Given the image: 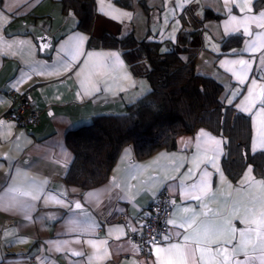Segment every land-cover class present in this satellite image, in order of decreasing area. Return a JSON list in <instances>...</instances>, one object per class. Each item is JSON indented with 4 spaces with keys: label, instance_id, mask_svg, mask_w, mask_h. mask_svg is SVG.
<instances>
[{
    "label": "crops",
    "instance_id": "obj_1",
    "mask_svg": "<svg viewBox=\"0 0 264 264\" xmlns=\"http://www.w3.org/2000/svg\"><path fill=\"white\" fill-rule=\"evenodd\" d=\"M255 1L147 0V11L141 0H131L130 8L94 0L88 31L78 27L79 16L64 9L61 0H0V264H262L257 233L262 231L264 177L248 164L233 180L223 166L224 137L206 127L180 135L176 148L146 158L125 146L99 186L85 189L65 181L74 159L68 132L95 115L126 112L151 89L121 50L91 47L90 37L133 30L136 39L169 48L187 7L194 9L190 28L204 9L221 15L202 22L197 67L221 84L225 104L250 116L251 153L264 151V20L259 16L264 6L256 11ZM235 33L244 37L242 46L225 52L222 41ZM240 60L249 62L246 74L234 63ZM25 92L38 106L50 105L53 114L44 113L31 127L5 117L13 94ZM202 183L204 191H193ZM163 190L174 204L171 219L191 216L195 223L185 228L169 224V239L146 255L117 217L126 211L133 227L140 226L135 219ZM205 225L235 229V238L228 243L229 236L222 234L214 237L218 243L197 244ZM241 231L248 243L234 254ZM185 235L192 239L185 241ZM185 248L204 251L186 257Z\"/></svg>",
    "mask_w": 264,
    "mask_h": 264
},
{
    "label": "trees",
    "instance_id": "obj_2",
    "mask_svg": "<svg viewBox=\"0 0 264 264\" xmlns=\"http://www.w3.org/2000/svg\"><path fill=\"white\" fill-rule=\"evenodd\" d=\"M64 9L72 8L79 16V28L90 31L94 0H61ZM124 7H132L131 0H115ZM141 3L148 11L147 0ZM254 9L260 10L264 0H256ZM192 7L181 13L183 26L175 44L164 48L162 43L136 39L133 30L123 36L104 32L91 36V47L118 48L139 76L148 78L151 89L129 104L119 114H98L92 121L67 134V144L74 153L73 162L65 176L67 184L89 189L105 183L121 150L132 146L138 158H146L162 149H174L182 134L206 127L224 137L223 166L226 173L237 180L248 164L258 176L264 177V151H250V116L220 99L222 86L197 67V55L202 48L196 38L206 19L221 15L204 9L202 18L190 28ZM244 37L231 34L222 41L225 52L240 48ZM234 53V52H233Z\"/></svg>",
    "mask_w": 264,
    "mask_h": 264
},
{
    "label": "built area",
    "instance_id": "obj_3",
    "mask_svg": "<svg viewBox=\"0 0 264 264\" xmlns=\"http://www.w3.org/2000/svg\"><path fill=\"white\" fill-rule=\"evenodd\" d=\"M44 113L50 116L53 114L50 105L38 106L28 92L14 93L5 117L15 121L20 126L31 127L39 123L40 117ZM173 210L174 204L171 195L163 190L149 205L147 213L143 217L135 219L136 222L140 223V226L133 227L134 220L126 211L120 212L117 219L128 227L129 240L138 245L144 254L148 255L156 245L165 240L163 237L169 229L167 221L171 219Z\"/></svg>",
    "mask_w": 264,
    "mask_h": 264
},
{
    "label": "snow or ice",
    "instance_id": "obj_4",
    "mask_svg": "<svg viewBox=\"0 0 264 264\" xmlns=\"http://www.w3.org/2000/svg\"><path fill=\"white\" fill-rule=\"evenodd\" d=\"M228 0H225V3L227 4ZM127 15V14H125ZM260 16V19L264 20V12L260 13L259 14ZM252 19H255V18H252ZM261 26H264V25H261ZM252 47H255V45H252ZM261 64H264V60H261L260 61ZM234 63H238L240 65L243 66L242 68V72L244 74L247 73V69H248V65H249V62L248 61H244V60H240V61H236ZM240 80L241 82H243V75L240 76ZM203 135V133H202ZM262 136H264V132L261 133ZM217 145L220 143L219 141H216ZM249 171H251V169H249ZM205 175H207L205 173ZM206 188V184H201V185H193V191L199 189L200 191H204ZM25 195H27V193H25ZM197 199H199V197H195ZM76 207L79 208L80 205L77 203L76 204ZM184 211H188V209H184ZM168 224L172 225L173 227H176V228H185L186 226L187 227H191L193 225V223H195V220H194V217H185V218H182L179 222L176 220V219H171V220H168L167 221ZM260 227L262 229V231L258 232L257 233V239L258 241H260V243L257 245V247H259L260 251L262 253H264V215H262L261 217V220H260ZM175 235H179L178 233H174ZM222 234H227L229 236V240L226 241L228 243H231V239L235 238V234H236V230L235 229H231V228H228V229H225L223 227H208V226H204V236L200 237L199 239L196 240V243L199 244V243H202V242H205V240H213V242H217L214 237L216 236H219V235H222ZM239 242L237 245L234 246V254H238L239 252H242L245 250L246 248V245L248 243V239H247V236H246V233L244 231H241L239 233ZM163 239L167 240L169 239V236H164ZM189 239H192V237L188 236V235H185L184 236V240L185 241H188ZM153 241H155V238H153ZM171 248H179L180 245H176V244H173L170 246ZM157 251H161V249H157ZM197 251H200V252H203L204 249H193V248H185L184 249V253H185V256H195V253ZM255 251V249L253 250ZM220 255H224L222 252L219 253ZM246 257L248 256L247 253H245ZM249 259H251L249 257ZM224 261H228V256L227 255H224ZM233 264H247V260L246 261H234ZM262 264H264V260H262Z\"/></svg>",
    "mask_w": 264,
    "mask_h": 264
}]
</instances>
